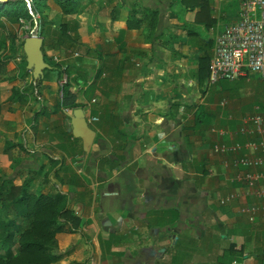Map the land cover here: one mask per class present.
I'll return each mask as SVG.
<instances>
[{
    "label": "crops",
    "instance_id": "0c3cea01",
    "mask_svg": "<svg viewBox=\"0 0 264 264\" xmlns=\"http://www.w3.org/2000/svg\"><path fill=\"white\" fill-rule=\"evenodd\" d=\"M206 2L196 21L198 9L187 10L180 0H93L62 19L76 30L79 57L45 45L49 68L36 81L23 49L5 61L0 175L17 185L31 178L34 192L66 194L68 210L80 220L75 233L56 235L61 257L52 264H264L258 214L264 201L257 195L264 181L254 187L233 181L246 169L213 151L215 144L264 139L235 134L244 118L264 115V84L251 75L208 86L214 38L238 19L239 0ZM132 6L157 11L155 27L128 30ZM11 54L0 50V58ZM53 56L80 68L69 71V80L85 116L98 119L89 124L96 135L88 156L81 140L69 137L71 112L55 109ZM14 87L22 99L9 102ZM198 106L210 115L201 128L194 125ZM258 154L250 148L239 156ZM12 161L19 163L13 171Z\"/></svg>",
    "mask_w": 264,
    "mask_h": 264
},
{
    "label": "trees",
    "instance_id": "16d2710c",
    "mask_svg": "<svg viewBox=\"0 0 264 264\" xmlns=\"http://www.w3.org/2000/svg\"><path fill=\"white\" fill-rule=\"evenodd\" d=\"M50 0H30V7L26 0H8L0 2V29L6 26V22L11 25L23 27L29 25L32 29L34 15L38 14L36 19L38 23V34L43 38L42 52L44 61L47 62L43 47L65 48L73 50L78 46V35L76 30L71 27V22H61L56 24L52 21L45 10L49 9ZM58 6L63 16L75 15L83 11L93 0H52ZM180 3L190 11L198 9L195 20L199 19V14L207 6L206 0H180ZM5 19V21H3ZM158 20L157 11L150 9H136L132 6L128 12L126 21L127 29H139L145 24L155 27ZM207 27V25L205 24ZM31 31H26V33ZM70 32V34H69ZM11 33V32H10ZM8 34L9 49L12 52L10 56H1L0 75L4 72L5 61L16 54L18 50L22 51L23 40L17 43L16 36ZM25 33V34H26ZM1 50V44H0ZM24 57V55H22ZM63 63L53 64L59 68ZM26 65V64H25ZM64 65V64H63ZM67 73L74 71L79 74L80 68L76 65H66ZM20 78L24 79L28 72L24 69ZM209 65L207 67V78ZM101 73L97 72L95 78ZM59 77L61 73H58ZM74 82L77 79L73 80ZM229 81H222L218 84L222 86ZM27 88V87H26ZM30 88V86L28 87ZM22 99L21 91L18 88H12L9 102H18ZM82 106L77 102V92L73 89L70 80L62 88V94L58 100L57 109H67L72 112ZM210 119V115L205 108L198 106L194 118L196 128L205 126ZM73 140L80 142L79 139ZM12 145H6L3 152L6 154ZM81 149V154H83ZM58 163V162H57ZM19 165L12 161L10 170L13 171ZM11 175H0V264H52L60 259L61 255L56 253L57 243L56 235L60 233H75L80 225L71 211L68 210V196L61 192L55 194H44L42 192L31 191L30 184L32 179H25L20 186L13 185L15 178ZM25 221L26 225L22 224Z\"/></svg>",
    "mask_w": 264,
    "mask_h": 264
},
{
    "label": "built area",
    "instance_id": "2783aa9c",
    "mask_svg": "<svg viewBox=\"0 0 264 264\" xmlns=\"http://www.w3.org/2000/svg\"><path fill=\"white\" fill-rule=\"evenodd\" d=\"M30 7V0H26ZM38 14L34 15V22ZM72 57H79V52L68 50ZM54 63H59V58L53 56ZM61 73L58 79L59 96L62 94V88L69 81L66 65L59 68ZM251 75H257L264 84V0H239L238 19L225 26L215 38L212 49V56L209 62L208 86L217 85L222 81H236L241 78H247ZM68 111L67 109H63ZM88 124L98 121L96 117H86ZM211 133L225 134L224 130H210ZM236 135H264V115L256 114L246 117L242 120ZM254 149L259 152L258 157L249 159L246 156H239L244 149ZM213 151L216 154L232 155L234 157L233 165L243 167L246 170L235 175L233 181L245 184L249 187L256 186L264 181V173L258 169L264 165V139L246 141L244 144L234 143L230 145L215 144ZM262 201H264V188L257 192ZM231 196L220 199V204H226ZM259 216L264 221V205L259 207ZM246 211V210H244ZM255 214H250L249 220L253 221Z\"/></svg>",
    "mask_w": 264,
    "mask_h": 264
},
{
    "label": "water",
    "instance_id": "95a60500",
    "mask_svg": "<svg viewBox=\"0 0 264 264\" xmlns=\"http://www.w3.org/2000/svg\"><path fill=\"white\" fill-rule=\"evenodd\" d=\"M8 0H0L4 3ZM37 27V24H35ZM43 38L38 34H30L23 40V52L26 57L27 69L32 71V78L34 81L42 77L43 71L49 68V65L44 61L42 52ZM70 129L73 138L80 139L82 142V149L85 156H88L91 146L95 139L96 132L89 126L86 121V116L81 108L73 110L69 115Z\"/></svg>",
    "mask_w": 264,
    "mask_h": 264
},
{
    "label": "rangeland",
    "instance_id": "374dc122",
    "mask_svg": "<svg viewBox=\"0 0 264 264\" xmlns=\"http://www.w3.org/2000/svg\"><path fill=\"white\" fill-rule=\"evenodd\" d=\"M49 9H47V10H45V13L48 15V17L52 20V21H54L56 24L58 23H60L61 22V20L63 19V15L61 14V12H60V10H59V8H58V6L56 5V3L54 2V1H52V0H50L49 1ZM3 21H5V19L3 20ZM6 22V26H5V28H3L2 29V31H0V38L2 39L3 37L4 38H6L5 37V35H6V33L7 32H11V33H14V34H17V36L18 37H20V38H22V39H24V37H26V36H28V35H30V34H34L35 32L37 33L39 30H38V23H37V27H35V22L33 23V26H32V29L30 30L29 28V25L27 24V25H24L23 27H19V26H17V25H14V26H10L8 23H7V21H5ZM26 31H31L30 33H26ZM26 33V34H25ZM0 44H1V49H4L5 51L7 50V49H9V45H8V39H5V41L4 42H2L1 40H0ZM7 44V45H6ZM10 50V49H9ZM60 72V71H59ZM2 160L0 161V174H1V171L2 170H5V168L3 167V165H2ZM24 171H18V173H19V175L21 176V174L23 173ZM17 173V174H18ZM19 176V177H20ZM16 180H14L13 181V185H15V186H20V185H17V184H15L16 182H15ZM34 187H33V185L31 186V184H30V190L31 191H33L34 192V189H33ZM22 224H24V225H26V223H25V221H23L22 222Z\"/></svg>",
    "mask_w": 264,
    "mask_h": 264
}]
</instances>
